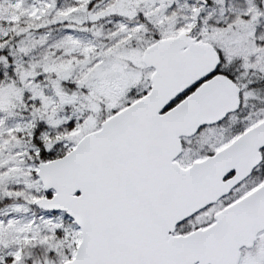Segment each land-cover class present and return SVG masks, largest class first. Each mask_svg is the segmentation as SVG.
Returning a JSON list of instances; mask_svg holds the SVG:
<instances>
[{
	"label": "snow or ice",
	"instance_id": "6c2138e0",
	"mask_svg": "<svg viewBox=\"0 0 264 264\" xmlns=\"http://www.w3.org/2000/svg\"><path fill=\"white\" fill-rule=\"evenodd\" d=\"M0 264H264V0H0Z\"/></svg>",
	"mask_w": 264,
	"mask_h": 264
}]
</instances>
